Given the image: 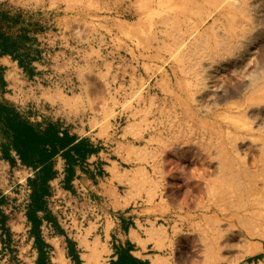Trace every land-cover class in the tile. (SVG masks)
<instances>
[{
	"label": "rangeland",
	"instance_id": "374dc122",
	"mask_svg": "<svg viewBox=\"0 0 264 264\" xmlns=\"http://www.w3.org/2000/svg\"><path fill=\"white\" fill-rule=\"evenodd\" d=\"M263 10L264 0H0L15 50L0 51L10 61L0 105L114 149L121 189L172 264H264ZM6 160L0 196L20 203L8 209L16 221L35 157ZM3 211L0 264H18L31 239L1 226Z\"/></svg>",
	"mask_w": 264,
	"mask_h": 264
},
{
	"label": "crops",
	"instance_id": "0c3cea01",
	"mask_svg": "<svg viewBox=\"0 0 264 264\" xmlns=\"http://www.w3.org/2000/svg\"><path fill=\"white\" fill-rule=\"evenodd\" d=\"M1 66L6 78L10 61L0 59ZM58 135L67 142L57 144L56 150L46 147L50 173H43L45 165L30 168L29 180L45 181V189L38 201L29 195L21 202L24 219L15 221L18 215L8 210L19 202L0 196V203L6 204L0 205L5 209L1 226L22 228L19 234L31 239L18 264H172L157 249L160 240L152 228L133 210L136 201L130 191L121 189L127 173L114 149L86 139L81 129ZM0 154L3 158L1 147ZM6 161L22 162L14 150Z\"/></svg>",
	"mask_w": 264,
	"mask_h": 264
},
{
	"label": "trees",
	"instance_id": "16d2710c",
	"mask_svg": "<svg viewBox=\"0 0 264 264\" xmlns=\"http://www.w3.org/2000/svg\"><path fill=\"white\" fill-rule=\"evenodd\" d=\"M14 41L8 39L0 30V51L3 54H13L15 52ZM0 133L3 139H0V147L5 158H9V151L14 150L18 153L21 161L28 164V159L35 157L33 167L45 165L43 173L47 176L50 173L49 156L46 147L51 145L54 150L57 144L64 146L67 142L64 138L53 133L51 129L46 132L40 131L32 124L22 119L13 118L10 110L0 105ZM31 189V199L39 200L41 191L45 189V181H38V178L29 180Z\"/></svg>",
	"mask_w": 264,
	"mask_h": 264
},
{
	"label": "bare ground",
	"instance_id": "6f19581e",
	"mask_svg": "<svg viewBox=\"0 0 264 264\" xmlns=\"http://www.w3.org/2000/svg\"><path fill=\"white\" fill-rule=\"evenodd\" d=\"M200 1H201V0H200ZM244 1H245V0H244ZM249 1H250V0H249ZM238 2H239V1H238ZM242 2H243V1H242ZM242 2H241V3H242ZM201 4H202V3H201ZM249 4H250V3H249ZM249 4H248V5H249ZM203 5H204V4H203ZM224 9H225V8H224ZM241 10H242V9H241ZM217 11H218V10H217ZM226 11H227V10H226ZM243 11H244V9H243ZM263 11H264V10H263ZM226 13H227V12H226ZM185 15H186V14H185ZM222 15H223V14H222ZM224 16H225V15H224ZM246 16H247V15H246ZM186 17H187V16H186ZM249 18H250V17H249ZM179 30H181V29H179ZM177 32H182V31H177ZM173 34H174V33H173ZM191 34H192V32H191ZM195 34H196V33H195ZM196 35H197V34H196ZM175 36H177V35L175 34ZM180 38H181V37H180ZM182 39H183V38H182ZM182 41H183V40H182ZM179 42H180V41H179ZM221 42H222V41H221ZM180 43H181V42H180ZM245 43H246V42H245ZM182 44H183V43H182ZM243 44H244V43H243ZM257 45H258V44H257ZM178 46H179V45H178ZM179 47H180V46H179ZM257 48H258V47H257ZM259 49H260V48H259ZM253 50H254V49H253ZM257 50H258V49H257ZM251 51H252V50H251ZM256 53H257V52L255 51V52H254V56L256 55ZM238 55H239V54H238ZM240 55H241V54H240ZM257 55H258V54H257ZM225 56H226V55H225ZM232 56L234 57V54H233ZM253 58H254V57H253ZM243 59H244V58H243ZM244 60H245V59H244ZM232 62H233V61H232ZM241 62H242V61H241ZM243 63H244V61H243ZM239 64H240V63H239ZM239 64H238V65H239ZM244 64H245V63H244ZM236 65H237V62H236ZM236 65H235V66H236ZM242 65H243V64H242ZM213 66H214V65H213ZM221 66H222V65H221ZM228 66H229V65H228ZM228 66H227V67H228ZM239 66H240V65H239ZM229 67H230V66H229ZM241 67H242V66H241ZM241 67H240V68H241ZM243 67H244V66H243ZM214 68H215V67H214ZM217 68H218V67H217ZM230 68H231V67H230ZM240 68H239V70H241ZM223 69H224V68H223ZM235 69H236V68H235ZM250 69H251V68H250ZM216 70H217V69H216ZM216 70H214V71H216ZM225 70H226V69H225ZM225 70H223V71H225ZM242 71H243V70H242ZM245 71H246V70L243 71V74L245 73ZM248 71H250V70H248ZM219 72H220V71H219ZM214 73H215V72H214ZM222 73H223V72H222ZM245 74H246V73H245ZM219 77H220V75H219ZM212 79H213V78H212ZM256 79H257V77H256ZM224 81H225V80H224ZM213 82H214V81H213ZM217 84H218V83H217ZM250 85H251V84H250ZM216 86H217V85L215 84V87H216ZM218 88H220L222 91H223V89H224V87H222V86H220V87H218ZM236 91H237V90H236ZM224 92H225V91H224ZM226 94L228 95V93H226ZM242 94H243V93H242ZM212 95H213V94H212ZM199 99H200V98H199ZM203 102H204V101H203ZM209 103H210V102H209ZM213 103H214V102H213ZM213 107H214V106H213ZM234 107H235V106H234ZM236 107H237V106H236ZM210 109H211V108H210ZM229 109H230V108H229ZM231 110H232V109H231ZM236 111H237V110H236ZM226 120H227V119H226ZM230 120H232V119H230ZM230 123H231V122H230Z\"/></svg>",
	"mask_w": 264,
	"mask_h": 264
}]
</instances>
